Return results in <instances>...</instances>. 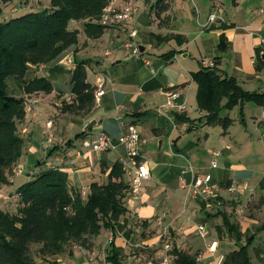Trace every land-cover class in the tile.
I'll use <instances>...</instances> for the list:
<instances>
[{"label":"crops","instance_id":"0c3cea01","mask_svg":"<svg viewBox=\"0 0 264 264\" xmlns=\"http://www.w3.org/2000/svg\"><path fill=\"white\" fill-rule=\"evenodd\" d=\"M143 1L144 11L139 8ZM111 3L121 7L134 3L138 12L131 21L107 27L97 39L86 35L85 21H71L69 29L79 32L78 43L57 60L30 66L22 79L21 98L27 103L37 102L19 123L25 147L16 164L23 172L13 174L9 183L1 187L0 211L13 214L7 210L6 199L11 195L18 202V188L46 170L63 173L70 193L85 189L86 198L92 183H107L113 164L127 159L119 139L128 125L138 124L147 141L142 161L149 165L151 179L145 181L140 198L128 202L127 227L134 222L140 223L142 230L154 229L155 218L162 214L175 230L173 247L192 255L203 254L200 264H215L218 255L238 249L225 232L220 234L223 217L228 215L243 233L256 234L250 248L251 260L253 264H264V106L246 102L222 112V117L233 120L227 130L220 125H198L195 122L205 119L207 113L201 111L198 117L193 114L198 85L192 80V74L203 69L202 60L219 59L217 67L222 76L235 78L246 91L264 92V69H256L257 57L264 53V0H163L160 5L164 8L151 0ZM40 4L43 5L41 0H13L1 5L0 21L35 12ZM217 4L224 7L226 21L207 28L208 17ZM133 31L137 35L131 37ZM222 35L227 43L223 51L219 48ZM136 38H141L143 44H136ZM128 41L132 47L125 45ZM146 43L154 44L158 54L145 56ZM135 46H144L145 51L134 52ZM83 62H87V81L95 90L98 81H103L105 94L91 109L73 111L76 95L72 92V74ZM37 78L47 79L52 91L27 93L25 87ZM172 91L178 94L175 106L159 112ZM93 120L97 125L85 131ZM49 121L53 123L52 143L47 142L46 135ZM100 132L109 136L115 149L96 153L83 145ZM214 151L220 153L216 158ZM214 158L216 168L211 167ZM204 174L212 175L220 187L223 206L218 211L205 210L202 202L192 197L190 184ZM124 180L129 182V177L125 175ZM233 180L248 183L255 195H230L227 187ZM237 207L241 208L240 214L235 212ZM200 224L209 229V237L198 234L196 227ZM127 231L132 233L131 229ZM103 236L107 237L104 231L98 239ZM157 239L145 240L143 244L153 245ZM212 241L219 242L214 255L207 250ZM125 242L131 243L124 235L116 241L122 249L123 264L128 255ZM81 250L74 245L70 253L73 260L94 264L95 257H82ZM171 262L175 264L174 260Z\"/></svg>","mask_w":264,"mask_h":264},{"label":"trees","instance_id":"16d2710c","mask_svg":"<svg viewBox=\"0 0 264 264\" xmlns=\"http://www.w3.org/2000/svg\"><path fill=\"white\" fill-rule=\"evenodd\" d=\"M13 0H1L3 6ZM112 0H50V5L40 12H27L0 21V189L9 183V169L23 155L25 141L19 131V123L26 115V99L7 93L6 80L10 76L24 78L31 65H40L59 59L78 43L77 30L71 31V21H85L84 30L91 39L100 38L106 26L98 22L103 10ZM148 0H146L147 2ZM163 0H158L160 5ZM161 6V5H160ZM164 5L161 6V8ZM224 27H226L224 25ZM168 39V37H166ZM220 50H226V37L221 36ZM213 69H202L192 74L198 85L197 102L207 114L208 125H220L227 130L233 120L222 117L224 111L243 103L264 106V92H249L233 77L222 76L215 59ZM83 62L72 74V92L76 95L73 111L91 109L94 106L95 88L87 81ZM256 69H264L262 55H258ZM27 93L52 91L45 78L30 82ZM225 100V102H224ZM106 173V171H104ZM121 162H116L107 175V183H92L89 195L70 193L66 177L58 170H46L28 183L20 186L16 213L0 211V264H36L32 245H40L37 255L41 259L59 256L74 245L92 247L103 230L112 233L108 244L106 262L123 264L116 241L128 225L129 183L124 180ZM146 224V223H145ZM238 249L224 256L223 264H253L250 248L256 234L242 232L240 226L228 215L223 217V229ZM131 231H127L126 239ZM175 264H200L197 255L173 248ZM50 264H60L51 261Z\"/></svg>","mask_w":264,"mask_h":264},{"label":"built area","instance_id":"2783aa9c","mask_svg":"<svg viewBox=\"0 0 264 264\" xmlns=\"http://www.w3.org/2000/svg\"><path fill=\"white\" fill-rule=\"evenodd\" d=\"M138 12V7L134 3H128L123 7H116L112 3H110L104 10L103 14L100 18V23L103 26L110 27L119 23L131 21L134 19ZM225 9L222 5L217 4L211 14L208 17V21L206 24V27L209 28L213 26L214 24L218 22H225ZM137 35V31H133L131 33V37H134ZM262 44L264 46V40H262ZM128 48L132 47V43L128 41L125 44ZM139 48L134 47V52H138ZM203 69H213L215 67V62L213 60H202L201 62ZM97 88L94 92V98L95 102L99 103L101 101V98L105 94L104 90V82L99 80L97 83ZM178 94L175 92H169L168 93V102L165 106L161 107L159 109V112H163L164 109H168L171 107H174V99L177 97ZM37 101H31L27 103L26 105V114H29L33 111V107L36 104ZM184 108V107H182ZM46 135H47V142L52 143L54 138V131H53V123L52 121H49L46 123ZM146 139L143 138L142 132L140 129V126L138 124H130L127 127L126 133H124L120 139L119 144L124 146L127 152V159L122 161L123 169L125 171V175L129 177V199L128 202H133L134 200H137L141 196L142 187L145 183V181L151 179V170L149 168V165L142 161V150L143 147L146 145ZM83 145L96 152H104L111 149H115L116 145H113L109 136L104 133L100 132L97 137L93 140L87 139L83 142ZM227 148H230L228 146ZM220 153L217 151L213 152V156L216 158L219 156ZM213 159L211 161V167L216 168L217 167V160ZM190 170L193 172L194 170L192 167H190ZM23 169L22 167H17L14 171L15 174L22 173ZM190 191L193 193L192 197L195 199H198L202 202L203 207L207 211H218L223 206V198L221 194L220 187L217 182L214 181L212 175L210 174H204L195 177L192 184H190ZM227 191L230 193V195L234 196L235 198H239L241 196H244L246 194H249L250 196L255 195V189L250 186L246 182H238V181H231L229 186L227 187ZM82 196L85 197L87 195V190H83L81 192ZM16 197H19V194H16ZM235 212L237 214L241 213V208L237 207L235 209ZM158 225L163 224V219L159 218ZM196 230L198 234L202 238H207L210 236L209 229L203 225L200 224L196 227ZM168 232V227L166 226L162 232V236H166ZM112 234V233H111ZM112 239V237H111ZM110 239V241H111ZM219 246L218 241H212L207 250L211 255H214L217 253ZM173 247V244L166 243L165 248L169 250ZM196 260L198 263H202L204 260L203 254H197ZM224 261V255H218L214 262L215 264H223ZM148 264H155L153 262H150ZM160 264H170V260L168 257H165L163 261Z\"/></svg>","mask_w":264,"mask_h":264},{"label":"rangeland","instance_id":"374dc122","mask_svg":"<svg viewBox=\"0 0 264 264\" xmlns=\"http://www.w3.org/2000/svg\"><path fill=\"white\" fill-rule=\"evenodd\" d=\"M43 5L40 4V8L37 9L35 12H40L44 9H46L47 7H49L50 2L46 1V0H41ZM113 1V0H112ZM111 1V2H112ZM146 1V0H145ZM154 4L157 3L158 0H151ZM39 4V3H38ZM116 7H120L118 5H115ZM142 9V11H144L145 8V2H141L140 7ZM98 22H100V18L98 20ZM120 24V23H119ZM135 43H142L143 41L141 40V38H136L135 39ZM147 46V51H145V56H151L154 54H158L156 51V48L154 47V44H148L146 43ZM139 57V56H138ZM32 66V65H31ZM6 85H7V93L10 96H14L16 98H21L22 92H23V81L22 78L18 77V76H10L7 78L6 80ZM197 102V101H196ZM201 111H204L202 109H200L198 102H197V106L195 108H193V114H197V117L200 116ZM205 112V111H204ZM196 121V120H195ZM205 119H198L197 122H195L196 124L200 125L199 123H205L204 122ZM149 156H152L151 153L149 154ZM17 168V164H13L11 166V168L8 170L9 173L8 178L10 179L11 176L14 173L15 169ZM11 195H9L7 202V210L16 213L18 210V202H15L14 199L10 198ZM10 205V206H9ZM159 218L163 219V224L162 225H158L157 222L159 220ZM170 221V219H168L167 217L165 218L162 214L157 215V217L155 218V223L156 226L154 229L152 228H148L147 230H142V228L140 227V223L136 224V223H132L130 224V226H128L126 229H124L119 235H124V237L126 238V233L127 230H132V233L130 234V237L127 240H130L131 243L125 242L127 245V249H128V255H125V258L123 259V261H125L126 264L128 263H132V264H148L150 262H153L155 264H160L163 259L165 257H168L170 260V264H172L174 260V257L171 255L172 250L174 247L170 248L169 250H167L165 248V244L166 243H170L172 244L173 238L175 236V230L174 228H172L170 225L167 224V222ZM168 227V232L166 236H162V232L164 230L165 227ZM105 232V234H107L106 236H103L105 238H100L98 239V237L94 240V242L92 243L93 246H95V249L92 247H82L81 251L83 254L81 255L83 257V255L87 256V258L91 256L95 257L94 258V264H106L105 259L107 257V249H108V244L110 242V239L112 237V234L109 230H103ZM143 231V232H142ZM152 238H158L156 243L153 245L150 244H143V241L148 240V239H152ZM100 240V241H99ZM40 245H32L31 247V252L32 255L36 261V264H50L51 261L57 260L60 262V264H79L77 263V261L73 260L72 255H70L69 250H67V252L59 255V256H53V257H48L46 259H41L38 257L37 255V250L40 248ZM74 247V246H73ZM72 247V249H73ZM97 253L95 255H93L92 253ZM81 256H79L78 258H81ZM89 256V257H88ZM59 259V260H58ZM89 264H93V262H90ZM256 264H259L258 262Z\"/></svg>","mask_w":264,"mask_h":264},{"label":"water","instance_id":"95a60500","mask_svg":"<svg viewBox=\"0 0 264 264\" xmlns=\"http://www.w3.org/2000/svg\"><path fill=\"white\" fill-rule=\"evenodd\" d=\"M145 51V47L144 46H140L139 47V52L143 53ZM262 58L264 60V53L262 54ZM134 59V58H133ZM73 60V59H72ZM97 125V121L93 120L91 121L86 127H85V131L92 129L93 127H95ZM195 129H197V127H195Z\"/></svg>","mask_w":264,"mask_h":264}]
</instances>
